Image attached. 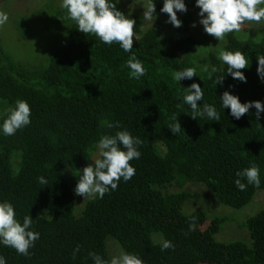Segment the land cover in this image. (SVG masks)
Returning a JSON list of instances; mask_svg holds the SVG:
<instances>
[{"label":"trees","instance_id":"16d2710c","mask_svg":"<svg viewBox=\"0 0 264 264\" xmlns=\"http://www.w3.org/2000/svg\"><path fill=\"white\" fill-rule=\"evenodd\" d=\"M154 2L167 18L160 13L163 0ZM185 3L187 12L177 13L180 32L190 28L199 11L195 0ZM117 7L140 23L119 3ZM53 12L42 21L43 30L55 39L45 42L41 61H16L0 43V111L17 99L31 107L28 126L13 136L0 135V200L11 201L21 220L30 214L40 233L29 256L0 246L7 264H92L90 251L108 260V238L120 250L139 255L144 264H264V209L238 221L246 239L229 242L215 239L228 218L186 210L197 199L186 189L188 184L202 185L217 204L233 209L249 205L264 190V118L257 121L253 108L236 120L218 98L227 89L242 103L264 101L256 58L264 54V35L259 37L264 33L226 35L222 48L243 51L249 63L241 70L247 82L226 75L221 87L214 79L223 73H211L213 65L220 66L217 50L198 56L201 41L193 36L174 39L149 28L138 41L134 38L132 52L147 69L135 80L125 67L130 53L76 30L60 5ZM186 67H196L201 80L194 76L174 81L173 73ZM193 80L203 87L204 102L217 107L220 121L193 119L188 106L181 104L178 89ZM173 113L182 127L176 134L167 127ZM117 124L143 141L140 158L130 161L136 173L128 182L121 179L103 199L90 197L75 215L80 170L93 159L100 136L114 135ZM252 163L260 167L261 186L241 191L235 173ZM38 176H44L47 185L39 184ZM193 217L197 228L189 231ZM162 237L175 247L161 251L153 241ZM77 245L80 250L74 256Z\"/></svg>","mask_w":264,"mask_h":264},{"label":"clouds","instance_id":"9594fccd","mask_svg":"<svg viewBox=\"0 0 264 264\" xmlns=\"http://www.w3.org/2000/svg\"><path fill=\"white\" fill-rule=\"evenodd\" d=\"M119 2L120 0L118 2L114 0H61L60 6L66 9V18L75 22L76 30L97 37L103 44H118L125 53H130L125 61V67L129 70V78L140 80L146 75L147 69L143 61L132 52L134 38L136 41L139 40L138 32L134 31L135 20L117 7ZM195 6L199 9L197 15L203 31L218 41H223L229 33H239L245 22L256 24L264 22V0H195ZM187 10L185 0H163L160 13L167 14L166 23L179 28L182 21L177 13H184ZM142 15L153 25V17L156 19L154 0H148L146 6L143 7ZM7 21L8 15L0 12V25ZM192 27H196L195 21ZM256 58L257 74L261 82H264V54L259 53ZM216 59L220 62V66L213 65L211 73H223L215 77L216 86L217 84L224 86L226 75L240 82H247V77L241 71L246 69L249 63L243 51L219 48L216 52ZM204 70L207 71V68ZM194 76H198L197 68L186 67L176 70L173 73V80L180 83L183 79L192 80ZM232 87L233 85H228L229 89ZM178 97L181 104L188 106L193 119L199 117L220 121L221 116L217 107L215 104L204 102L203 87L195 80L187 87L182 86L178 89ZM218 98L220 107L224 111L226 108L229 109L228 114L236 120L253 108L257 121L264 118V101L252 100L242 103L237 95L227 89ZM199 101L203 102L198 103ZM169 119L170 123L167 127L173 134L179 133L182 127L178 116L173 113ZM30 123L31 107L24 99H17L12 105L0 111V135L13 136ZM115 127L119 130L114 135L103 134L96 141L98 156L92 160L88 159L90 162L82 170L79 169L80 175L74 187L75 194L82 195L84 198L91 196L94 199H103L106 193L118 188L121 179L128 182L135 175L136 168L130 161L140 158V146L143 141L138 136H133L128 129H120L119 124ZM235 177V186L241 191H244L248 185L257 188L261 186L260 167L255 163L237 170ZM37 182L42 185L48 183L44 176H38ZM44 211L46 212L47 209ZM33 224L34 218L30 214L24 215L21 220L11 201L0 200V246L14 249L18 255H31L30 249L40 239V233L34 229ZM196 228L195 217H193L189 223V231H195ZM153 243H159L161 251L175 247L171 240L163 237L160 241H153ZM79 250L80 246L77 245L73 250V255L75 256ZM88 255L92 259V264H144L139 255L125 250H121L119 255L112 256L108 260L95 252L90 251ZM0 264H7L3 255H0Z\"/></svg>","mask_w":264,"mask_h":264},{"label":"rangeland","instance_id":"374dc122","mask_svg":"<svg viewBox=\"0 0 264 264\" xmlns=\"http://www.w3.org/2000/svg\"><path fill=\"white\" fill-rule=\"evenodd\" d=\"M148 3L147 0H120L119 5L129 14H133L140 19L139 24H134V31L137 35H142L149 28L159 29L164 35L171 36L174 39L186 38L193 36L201 41V46L196 50V55H205V51L218 50L224 45L223 41H218L214 37L203 31V26L199 24V16L195 15L193 21L196 27L190 26L185 32H180L178 28L166 23L167 18L161 16L156 11V19L153 17L152 22L146 21L142 15L143 7ZM47 4L52 7L47 9ZM61 5V0H0V12L8 15L7 23L0 25V43L5 53L19 62H38L41 61L45 54L46 44L55 39L49 31L43 30V18H51L54 14L53 9ZM180 16L183 13L178 12ZM264 33V22L256 24L255 22H245L241 31L236 33L240 38L248 36H259ZM264 34H261V37ZM98 156V151L94 154L93 159ZM187 190L197 195V199L190 202L186 210L192 211L201 209L207 212L209 218L226 217L227 222L219 234L215 236L218 242H229L231 239H246V232L238 227V221H244L248 217L255 215L264 209V190L259 191L253 201L241 208L233 209L219 205L215 202L213 195L209 193L202 185L188 184ZM91 196L78 195V204L75 208V215H79L84 207V203ZM80 209H79V207ZM76 211L79 213L77 214ZM107 250L110 258L119 255L120 248L111 238L107 239Z\"/></svg>","mask_w":264,"mask_h":264}]
</instances>
